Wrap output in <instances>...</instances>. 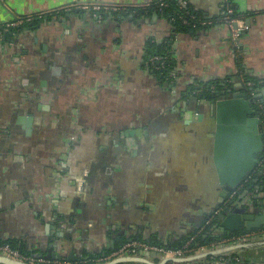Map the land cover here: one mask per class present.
I'll list each match as a JSON object with an SVG mask.
<instances>
[{
  "label": "crops",
  "instance_id": "crops-1",
  "mask_svg": "<svg viewBox=\"0 0 264 264\" xmlns=\"http://www.w3.org/2000/svg\"><path fill=\"white\" fill-rule=\"evenodd\" d=\"M154 1L0 0V26L76 4L128 8ZM184 2L202 18L215 20L213 25L176 32L155 12L101 21L74 12L0 41V241L43 256L53 243L60 259L75 262L113 249L120 236L172 242L199 227L218 206L222 188L212 159L214 113L207 101H190L187 91L215 80H229L241 91L246 76L264 83V0H229L248 26L238 49L218 22L225 0ZM166 41L174 61L169 84L146 65L148 44ZM252 94L264 103V84ZM75 96L78 110L57 116L53 127L71 131L72 152L88 158L106 153L112 160L32 164L30 155L55 145L42 128L52 119L53 105ZM111 112L124 120L123 127L109 124L116 116ZM229 255L212 264H230L223 262ZM242 256L247 260L242 264L259 263Z\"/></svg>",
  "mask_w": 264,
  "mask_h": 264
},
{
  "label": "water",
  "instance_id": "water-1",
  "mask_svg": "<svg viewBox=\"0 0 264 264\" xmlns=\"http://www.w3.org/2000/svg\"><path fill=\"white\" fill-rule=\"evenodd\" d=\"M79 13V12H76ZM82 17V16H81ZM54 74L59 69H54ZM252 92V88H247L242 84L241 91H228V95L217 100H207L205 98L189 95L190 101L197 103L204 100L213 110L215 127L212 141V159L216 170L219 186L222 188L221 200L208 217L220 211L217 215L218 229L223 233H233L239 230L249 232L251 230H264V199L255 201L258 197L250 193L247 201L235 205V198L238 201L242 196L232 198L230 195L236 194L246 179L256 171L257 158L264 153V139L261 133V119L257 115L253 99L256 96L248 97L247 92ZM188 94V91H187ZM27 122L28 127L30 126ZM262 190V189H261ZM198 228V227H197ZM149 242V239H147ZM264 246V239L243 241L232 243L228 246H219L210 250L192 254L186 257L163 259L160 264L189 263L197 262L208 257H218L226 252L250 249ZM53 243L49 244V250L45 258L58 259L56 253L52 252ZM34 256H43L34 254ZM227 262L231 261V255L226 256ZM60 259V258H59ZM74 261L73 257L68 258ZM126 262H140L144 264H155L148 261L145 256L119 257L103 264H121ZM0 264H26L0 256Z\"/></svg>",
  "mask_w": 264,
  "mask_h": 264
},
{
  "label": "trees",
  "instance_id": "trees-1",
  "mask_svg": "<svg viewBox=\"0 0 264 264\" xmlns=\"http://www.w3.org/2000/svg\"><path fill=\"white\" fill-rule=\"evenodd\" d=\"M181 1H184V0H155L154 2H152L149 5H145V6H141V7L140 6L139 7H128L126 11L112 14V16L118 17V18H127L130 15H132L131 16L132 18H136V17L146 16V15H149V14L155 12V13L161 15L162 17L168 19V21H170V23L173 25L176 32L195 31L196 29L191 28L190 25L188 26V25L183 24L181 21V19H182L181 17H182V15H185V14H183L185 11H188L189 13H191V14L195 15L196 17H199V18H202V16L197 14L196 12H194L189 6L188 7L185 5L181 6V4H180ZM163 4H165V5H163ZM62 13L71 14V13H74V11H72V10L71 11H64L63 9L62 10L60 9V10H54V11H51V12H48L45 14H34V15H32L33 20L31 23H25L24 25H22L18 28L10 29L8 32L3 34L0 41L6 42L7 40L10 39V37L12 36L13 33L19 32L22 29H29V28L36 27L40 23H42L44 20H49L55 16H59ZM106 17H108V16L104 15L103 19ZM146 54H147L146 65H147L148 70L151 71L152 74H154L155 77L159 81L166 82L168 84L171 83L174 80V78H173L174 77L173 76L174 61L172 58V54L170 52V43L168 41L163 42L161 44L149 43L147 46V53ZM154 57H158L161 60H159L158 62H156V61L151 62L150 60ZM243 79H244V82H246V83H249V82L253 83L252 86H248V88H252V92H254L255 89L260 84H264L262 82H258L256 79L249 78L247 76ZM212 87L214 89H211ZM192 91H198V93L197 94H195V93L190 94V92H192ZM228 91L233 92L231 82L225 84V82L215 80V81H211L208 83H199V84H197V87H196V85L195 86L191 85L189 90H188L187 95L188 96L189 95H195L196 97L201 96L202 98H205L207 100H217L220 97L227 96L229 94ZM252 92H250V93H252ZM257 101H258V105L262 106V108H263L262 112L264 114V103L261 100H257ZM263 118H264V116H263ZM261 155L259 156V158H261ZM253 174H254V176H252L253 178L252 177L251 178L252 179L256 178V181H253V183H248L241 190L240 195L245 198L244 201H247V198L249 197L250 193H254V195H256L257 197H258V195L262 196V197L256 198L255 201L264 199V165L259 166V168H257L256 173H253ZM241 201H242V198H241ZM213 223H214L213 221H211L208 224L203 223L198 228H194L192 231H190L186 235L178 237V239H176L172 242L169 241V242L163 243V242L156 240V239H149V242L152 244L162 245V246H165L168 248H177V247H181L183 244H185L186 242L189 241V248L193 252V251L200 249V248L212 249L211 247L216 246L218 243L225 241V240L229 241V240H231V239H233L239 235H249L250 236V235L258 234L261 231H264L263 229H259V230H251L249 232H246L244 230H239V231L233 232V233H227V232L221 233V232L217 231L216 227L211 228ZM131 240L147 241L141 237L127 238L124 236H120L118 238V240L116 241L115 247L113 249L107 250V252L102 254V255H91L89 257L90 258H103L106 255H108L109 253H111L113 250L118 248L121 244L126 243V242L131 241ZM0 243H7V244H10L13 247L19 249L22 252L31 253L23 245H20L16 242H13V241H7V242L6 241H0ZM89 257H85V258H89ZM209 258H211L212 261H214L217 257H208V258H205L202 260L206 261ZM245 259H246V257H243L242 253L239 252V253L232 255L231 261H229V263L230 264H242L245 261H247ZM226 260H227V257H225L223 262L227 263Z\"/></svg>",
  "mask_w": 264,
  "mask_h": 264
},
{
  "label": "built area",
  "instance_id": "built-area-1",
  "mask_svg": "<svg viewBox=\"0 0 264 264\" xmlns=\"http://www.w3.org/2000/svg\"><path fill=\"white\" fill-rule=\"evenodd\" d=\"M181 6L185 4L184 1L180 2ZM165 5V4H163ZM62 10V9H61ZM64 11H74V12H88L95 20L101 21L103 20V16H109L115 13L124 12L127 10V7L124 5H117V4H108V3H92V4H80L77 5L76 8L71 7L69 9H63ZM182 15V23L185 25H190L193 29H202L206 27H210L213 25L215 20L199 18L195 15L185 11ZM132 15H130L131 17ZM33 20L32 16H27L24 18H17L15 21L1 25L0 26V39L4 33L8 32L10 29L18 28L25 23H31ZM220 24L225 25L229 31V38L231 43L234 45L236 49H238V44L240 37L242 34L248 29V26L245 22L244 17L238 13L229 0H225L224 2V11L219 18L218 21ZM161 60L158 57L152 58L151 62H158ZM249 86H252L253 83L249 82ZM194 93H198L194 91ZM254 105L257 111L258 117L261 119V133L264 139V114L262 112V106L258 105V101L253 99ZM264 165V153L261 155V158L257 160L256 167ZM249 235H239L235 237V241L233 243H240L243 241H247ZM210 249L207 248H200L195 251H191L189 248V241L183 244L181 247L177 248H168L158 244H152L147 241L141 240H131L126 243L121 244L118 248L113 250L111 253L106 255L103 258H83L81 260L75 262H68L63 259H51L45 258L44 256L36 257L32 253L22 252L19 249L13 247L7 243H0V256H4L10 258L12 260L26 263V264H103L114 260L119 257L125 256H151L158 260L163 259H171V258H179V257H186L192 254L204 252Z\"/></svg>",
  "mask_w": 264,
  "mask_h": 264
},
{
  "label": "rangeland",
  "instance_id": "rangeland-1",
  "mask_svg": "<svg viewBox=\"0 0 264 264\" xmlns=\"http://www.w3.org/2000/svg\"><path fill=\"white\" fill-rule=\"evenodd\" d=\"M87 4L89 5L92 3H87ZM77 5H80V4H76L73 7L76 8ZM66 8L69 9L71 7H64L62 9H66ZM109 62L111 63V61H109ZM226 83H230V81L226 80L225 84ZM248 86H249L248 83H246L247 88H248ZM196 87H197V85H196ZM211 89H214V88L212 87ZM247 95H248V97H250V96L253 97V94L251 95L250 92H247ZM78 108H79V103H78V98H76V96L73 99L67 101V103L62 104V102L59 101V103L57 102L56 104L53 105V108L50 112L52 119L50 118V120H48V122L46 124H44V126L42 128H43V130L48 129V130H46L45 137H44L46 140H49L52 136H54L55 141L53 139V143H55V145L51 144L50 145L51 147H49V148L47 147L48 150H46L45 152L41 151L39 154L30 155L31 160H32V164H108L110 162V160H112L111 155L108 156L106 153L105 154L104 153L95 154V157H93V158H88V157H86L85 154H80V153L77 154V153L73 152L72 154H70L72 151L71 150V144H69V143H71L70 139H72V136L71 135L69 136V134H71V131L67 130V132L65 133L63 128H60V127L56 128L55 126L53 127V125L57 124L55 122V119L57 118V116H66V115L68 116L71 113H73V110L77 111ZM117 108H116V110H117ZM115 112L118 113L117 111H115ZM115 112L114 113L111 112V114H115ZM117 116L118 115L113 116V121L111 119L112 123H109V124L111 126L112 125L116 126L118 124V126L123 127V125L125 123L124 120H122V119L117 120L118 119ZM105 120L106 119L102 120V122H105ZM105 125H108V124H105ZM53 131L56 132V134L53 133ZM59 131H62V132H59ZM65 134H67V135H65ZM35 141H40V139H36ZM57 141H61L59 143V145H58ZM63 142L66 145H68L67 148H65L66 146H65V144H63ZM37 145L41 146L39 144H37ZM117 155H118L117 158L120 160L121 154L116 153V156ZM114 160H115V158H114ZM117 164H121V162H118ZM263 211H264V202H263ZM218 232H221V231L219 230ZM250 236H249L247 241L256 240V239H264V231H261L258 234L250 235ZM234 241H235L234 238L229 240V241L225 240V241H222V242L218 243L216 246L211 247V248H217L219 246H228V245H231ZM260 247H262V246H260ZM239 252H241L242 255L249 256L250 258L249 257L248 258L250 260L259 262L258 264H264V247L260 248V249H253L251 251H246V249L241 250V251L240 250L232 251L231 257L233 254H236ZM218 257H221V256H218ZM223 259H225V257ZM216 260H214V262L217 263L218 261H216ZM206 262H207L206 264H212L213 261L211 258H209L206 260Z\"/></svg>",
  "mask_w": 264,
  "mask_h": 264
},
{
  "label": "flooded vegetation",
  "instance_id": "flooded-vegetation-1",
  "mask_svg": "<svg viewBox=\"0 0 264 264\" xmlns=\"http://www.w3.org/2000/svg\"><path fill=\"white\" fill-rule=\"evenodd\" d=\"M232 90V89H231ZM237 89L234 87L233 88V92L234 91H236ZM195 92H197V91H195ZM190 94H194V91H192V92H190ZM195 94H197V93H195ZM251 95H252V93H251ZM250 98H251V96H250ZM72 150V149H71ZM73 152L71 151V153L70 154H72ZM63 159V158H62ZM259 159V157L257 158V160ZM122 161V158L120 159V162ZM121 164H122V162H121ZM256 171H257V167H256ZM256 171L254 172V173H256ZM252 176H254V174H251L249 177H248V179H246V182H244L243 183V185L240 187V189L238 190V192L236 193V194H233V195H230V197H229V199L228 200H230V199H232V198H235V197H237V199H238V197H240L241 195H240V193H241V190H242V188L245 186V185H247L248 183H253V181H256V178H254V179H252L253 177ZM252 177V178H251ZM251 179V180H250ZM235 196V197H234ZM246 196V195H245ZM244 197H242V201L240 200V201H238L237 202V200H236V198H235V205H240V203H242V202H245L244 201ZM220 211H216V213H213L214 215H212V216H210V217H208V218H206L205 219V221L203 222L204 224H208V223H210L211 221H213L214 223H213V225L211 226V228H214V227H216L217 228V230L219 231V229H218V226H219V223H218V218H217V215H218V213H219ZM202 223V224H203ZM201 224V225H202ZM222 233V232H221ZM181 237V236H180Z\"/></svg>",
  "mask_w": 264,
  "mask_h": 264
}]
</instances>
